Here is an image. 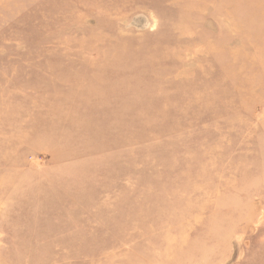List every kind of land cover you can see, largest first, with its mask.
Segmentation results:
<instances>
[{"label": "rangeland", "instance_id": "1", "mask_svg": "<svg viewBox=\"0 0 264 264\" xmlns=\"http://www.w3.org/2000/svg\"><path fill=\"white\" fill-rule=\"evenodd\" d=\"M0 264H264V0H0Z\"/></svg>", "mask_w": 264, "mask_h": 264}, {"label": "bare ground", "instance_id": "2", "mask_svg": "<svg viewBox=\"0 0 264 264\" xmlns=\"http://www.w3.org/2000/svg\"><path fill=\"white\" fill-rule=\"evenodd\" d=\"M139 20V19H138ZM142 21V20H141ZM139 24V22H137ZM238 240V239H237Z\"/></svg>", "mask_w": 264, "mask_h": 264}]
</instances>
